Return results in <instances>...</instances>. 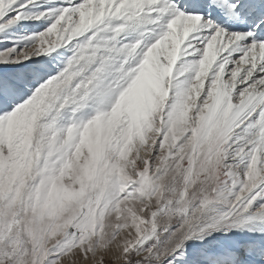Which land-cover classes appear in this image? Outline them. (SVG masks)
<instances>
[{"label": "snow or ice", "instance_id": "1", "mask_svg": "<svg viewBox=\"0 0 264 264\" xmlns=\"http://www.w3.org/2000/svg\"><path fill=\"white\" fill-rule=\"evenodd\" d=\"M0 264H264V0H0Z\"/></svg>", "mask_w": 264, "mask_h": 264}]
</instances>
